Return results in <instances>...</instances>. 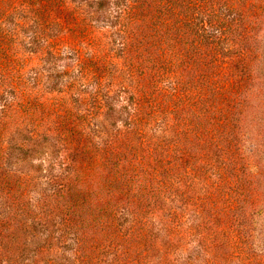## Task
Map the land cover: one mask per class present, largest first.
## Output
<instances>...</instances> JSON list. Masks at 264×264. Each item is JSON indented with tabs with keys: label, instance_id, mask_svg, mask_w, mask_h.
Masks as SVG:
<instances>
[{
	"label": "trees",
	"instance_id": "obj_1",
	"mask_svg": "<svg viewBox=\"0 0 264 264\" xmlns=\"http://www.w3.org/2000/svg\"><path fill=\"white\" fill-rule=\"evenodd\" d=\"M263 18L0 0V264H264Z\"/></svg>",
	"mask_w": 264,
	"mask_h": 264
},
{
	"label": "rangeland",
	"instance_id": "obj_2",
	"mask_svg": "<svg viewBox=\"0 0 264 264\" xmlns=\"http://www.w3.org/2000/svg\"><path fill=\"white\" fill-rule=\"evenodd\" d=\"M260 31H261V34L264 35V18H263V22L261 23ZM259 42L262 43V41H259ZM261 66H262V64L260 63V64H259V67L261 68ZM248 170H250V169H248ZM252 171H254V170H252ZM261 212H263V213L260 214V216H258V219H261V218H262L261 221H262V220L264 221V209H263ZM259 223H260V221L258 222V224H259ZM259 229H260V227L258 228V230H259ZM261 241L264 243V238H262Z\"/></svg>",
	"mask_w": 264,
	"mask_h": 264
}]
</instances>
